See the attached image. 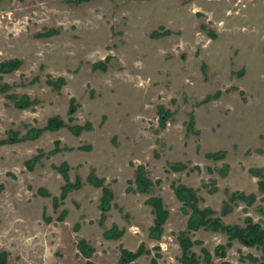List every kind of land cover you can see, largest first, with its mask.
Segmentation results:
<instances>
[{
  "label": "rangeland",
  "instance_id": "374dc122",
  "mask_svg": "<svg viewBox=\"0 0 264 264\" xmlns=\"http://www.w3.org/2000/svg\"><path fill=\"white\" fill-rule=\"evenodd\" d=\"M12 59L22 65L0 72V140L11 131L24 139L0 145V249L9 252V264H123L121 248L142 244L145 253L125 264H183L184 231L202 242L192 248L199 264L202 247L212 264L263 259L259 247L229 245L226 233L188 231L191 209L172 183L194 188L200 206L224 223L245 226L251 217L264 226V192L251 173L264 169V0H0V64ZM97 62L106 70L95 68ZM61 77L60 89L47 82ZM20 97L35 103L19 107ZM56 115L66 126L25 138ZM86 122L92 129L80 136L69 128ZM86 145L91 149L81 148ZM221 150L222 160L206 156ZM40 153L31 169L28 161ZM176 161L186 168L168 165ZM63 162L71 181L79 176L83 184L65 199L57 170ZM139 165L160 181L148 193L135 183ZM92 170L114 193L103 226L102 188L89 182ZM228 191L256 201L231 202L223 214ZM153 196L169 211L160 239L151 236ZM114 225L123 236L106 238ZM81 239L95 249L90 259L78 247Z\"/></svg>",
  "mask_w": 264,
  "mask_h": 264
},
{
  "label": "trees",
  "instance_id": "16d2710c",
  "mask_svg": "<svg viewBox=\"0 0 264 264\" xmlns=\"http://www.w3.org/2000/svg\"><path fill=\"white\" fill-rule=\"evenodd\" d=\"M83 1V0H78ZM48 34V33H47ZM47 34H38L39 36H44ZM157 33H154V36H157ZM22 65V60L19 59H12L9 61H5L2 64H0V72L3 73H9L13 72L20 68ZM94 67L102 70H106L105 64L102 62H97L94 64ZM48 84L53 86L54 88L60 89L63 84H65V79L63 77L58 78L57 80L48 78L47 80ZM212 97V96H211ZM216 99L220 97V92H216L214 95ZM208 100H203V102L210 101L211 98L207 97ZM76 100H71V108L70 113L73 114L76 111ZM35 102L31 101L27 97H20L17 99L16 104L19 107H31ZM160 111L162 112V119H166V117L169 115L166 113L167 111L164 110V107L160 108ZM164 123L165 121H161ZM194 119L191 118L189 126L194 125ZM66 126L65 121L59 116H53L48 119L47 125L43 128H31L29 130V134L25 138H31V139H37L39 138L42 133L45 130H52L57 131L61 128ZM70 130L75 134L76 136H80L84 131L91 130L92 129V123L86 122L84 125H73L69 126ZM21 139H24L21 138ZM18 138V132L11 131L10 138L5 140H0V145H4L7 143L12 142H18L21 140ZM59 145V142L56 143V145ZM82 149H91L90 145L81 146ZM59 151V147L51 151V153H56ZM41 153L34 156L31 160L28 161V164L30 168H34V166L40 161L41 159ZM206 156L208 158H213L215 160H222L226 156L225 151H217V152H211L207 153ZM168 165L176 170V171H182L186 168V165L182 163L181 161L176 162H169ZM223 175L227 174V171L229 169L228 166H225L223 168ZM57 170L60 172V174L63 176L65 180V184L62 188L61 193V199H65L68 192L73 189H80L82 187V179L78 176L76 178L75 182L71 181L69 170L70 167L67 162H63L59 166H57ZM251 173L254 176L260 177L259 181V189L264 192V169H251ZM89 182L93 183L96 187L102 188V197H101V216H100V225H104L105 221L108 217V212L112 208V201L114 200V193L113 191L105 185L106 179L104 177H98V175L95 173L94 170L89 174L88 176ZM135 183L137 185L138 191L142 193H148L153 189V186L160 183V181H153L151 178L148 177L147 171L145 166L139 165L137 167L136 175H135ZM174 192L176 194V197L184 204V206L191 209V212L189 213V220H188V231H198L200 228H206L212 231L216 232H223L226 233L229 238V245H231V242L233 240H238L244 245L251 246V247H259L262 249L264 253V226H262L260 223L254 222L251 217L246 218V225L240 226V225H232L224 223L220 217L215 216V211L211 207H204L202 208L199 204V196L197 194V191L180 182H173L172 183ZM1 189V187H0ZM130 189V188H129ZM40 192L44 195H48L49 192L45 189H40ZM237 200H243L247 204H253L256 201L255 195H248L243 191H228V200H226L223 204V214H227L231 210V202H236ZM148 203L152 206L154 213L156 215L155 218V226L151 229V236L155 239H160L163 231V225L166 223L169 211L165 208L163 199L159 196H153L148 199ZM54 205H59V198L54 199ZM65 215V211L63 212ZM62 217V216H61ZM79 225H77V228ZM124 230L119 229L118 226L114 225L111 229H108L105 231L104 235L106 238H113V239H119L123 236ZM179 243L182 248V262L183 264H199V258L196 255V253L192 250L193 246L197 244H202L201 241H193L191 237L189 236L188 232H181L179 235ZM78 247L80 251L90 259L95 251V249L90 246L85 239H81L79 241ZM144 245L142 244L136 251H131L126 248H121V263H130L138 259L141 255L145 253ZM216 252L221 253V255H225V249L223 245H218L216 247ZM202 253H203V264H212V255L211 253L205 248L202 247ZM249 259L255 263V264H264V256L263 259H258L254 257L253 255H249ZM152 264H158L156 259H152ZM0 264H9V252L7 250H1L0 249ZM87 264H93L91 260H88ZM248 264H252L251 262Z\"/></svg>",
  "mask_w": 264,
  "mask_h": 264
}]
</instances>
